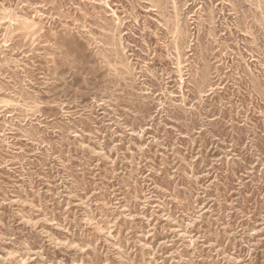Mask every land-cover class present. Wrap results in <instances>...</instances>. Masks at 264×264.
Instances as JSON below:
<instances>
[{"label": "rangeland", "instance_id": "374dc122", "mask_svg": "<svg viewBox=\"0 0 264 264\" xmlns=\"http://www.w3.org/2000/svg\"><path fill=\"white\" fill-rule=\"evenodd\" d=\"M0 264H264V0H0Z\"/></svg>", "mask_w": 264, "mask_h": 264}]
</instances>
